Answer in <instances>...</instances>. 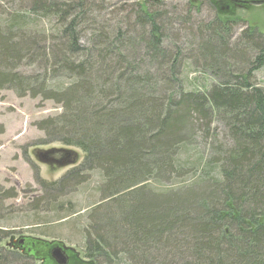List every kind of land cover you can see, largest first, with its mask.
<instances>
[{
  "label": "trees",
  "instance_id": "1",
  "mask_svg": "<svg viewBox=\"0 0 264 264\" xmlns=\"http://www.w3.org/2000/svg\"><path fill=\"white\" fill-rule=\"evenodd\" d=\"M10 1L0 91L60 105L37 128L85 155L43 183L33 209L65 212L59 198L97 172L101 201L84 230L96 264H264V31L238 33L241 20L211 0L171 11L158 0ZM206 9L213 19L183 16ZM190 68L209 87L187 90ZM14 194L0 186V223ZM8 234L0 264H35L2 246Z\"/></svg>",
  "mask_w": 264,
  "mask_h": 264
},
{
  "label": "rangeland",
  "instance_id": "2",
  "mask_svg": "<svg viewBox=\"0 0 264 264\" xmlns=\"http://www.w3.org/2000/svg\"><path fill=\"white\" fill-rule=\"evenodd\" d=\"M1 1L7 9L9 6L16 7L10 0ZM189 1L158 0L166 4L170 11L181 10L182 7L187 9ZM211 1L224 16L241 20L238 33L246 26L264 31V0ZM27 3L29 0L16 4L25 7ZM128 3V0L108 1L109 10L120 9ZM213 12L206 9L197 15L184 11L183 16H188L192 23H200L213 19ZM110 18L105 13V19ZM184 74L187 90H204L210 85L209 78L203 77L199 70L190 68ZM256 76L259 86L264 89V68ZM61 112V106L53 101L30 96L20 98L11 89L0 91V186L15 191L14 198L3 202L8 210L3 211L4 220L0 223V229L9 234L2 246L33 257L35 264H58L52 256L56 248L62 249L68 256L67 264H96L85 254L84 230L89 222L88 214L101 201L100 189L104 183L99 173L90 172L86 182L76 190H66L65 197L59 198L58 201L65 205V212H48L31 206L35 199L43 195V183H57L85 158L84 153L75 147L61 142L47 143L45 134L37 128L40 121ZM61 151L75 154L76 162L68 165L45 163L38 156L51 152L50 157L59 160V155L66 156L65 153L58 154ZM68 209H74L73 214Z\"/></svg>",
  "mask_w": 264,
  "mask_h": 264
},
{
  "label": "water",
  "instance_id": "3",
  "mask_svg": "<svg viewBox=\"0 0 264 264\" xmlns=\"http://www.w3.org/2000/svg\"><path fill=\"white\" fill-rule=\"evenodd\" d=\"M50 153L51 152H46V153H40V154H38V156L43 160V162H45V163H55V164H59V165H68V164H74L75 162H76V160H77V158H76V155L75 154H73L72 152H63V151H61V152H58V154H66V156H63V157H61V155H57L58 157H59V160H56V159H54V158H51L50 157ZM72 155H74L73 156V158H71L72 157ZM66 157V158H65ZM41 160V161H42ZM52 256H53V258L56 260V262L58 263V264H67L68 263V261H69V258H68V256L65 254V252L62 250V249H60V248H56L54 251H53V253H52Z\"/></svg>",
  "mask_w": 264,
  "mask_h": 264
},
{
  "label": "flooded vegetation",
  "instance_id": "4",
  "mask_svg": "<svg viewBox=\"0 0 264 264\" xmlns=\"http://www.w3.org/2000/svg\"><path fill=\"white\" fill-rule=\"evenodd\" d=\"M21 243H23V242H21ZM69 262V261H68Z\"/></svg>",
  "mask_w": 264,
  "mask_h": 264
}]
</instances>
